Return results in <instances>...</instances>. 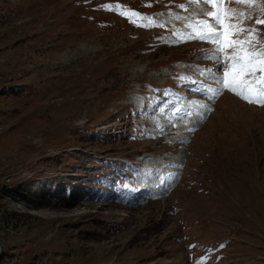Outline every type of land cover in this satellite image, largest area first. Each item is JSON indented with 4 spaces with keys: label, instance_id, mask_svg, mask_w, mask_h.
Listing matches in <instances>:
<instances>
[{
    "label": "rangeland",
    "instance_id": "rangeland-1",
    "mask_svg": "<svg viewBox=\"0 0 264 264\" xmlns=\"http://www.w3.org/2000/svg\"><path fill=\"white\" fill-rule=\"evenodd\" d=\"M214 4L0 0V264H264V0Z\"/></svg>",
    "mask_w": 264,
    "mask_h": 264
},
{
    "label": "snow or ice",
    "instance_id": "snow-or-ice-1",
    "mask_svg": "<svg viewBox=\"0 0 264 264\" xmlns=\"http://www.w3.org/2000/svg\"><path fill=\"white\" fill-rule=\"evenodd\" d=\"M204 3L207 4H214V0H204ZM214 6L216 7V11L212 12L209 11L206 13L207 16L212 17L215 21V23L211 22V21H196L194 25L190 24L187 27H193L195 26L197 32H199V39L201 40H208L209 42L212 43H223L222 41V36H223V32L221 31H217V26L220 25L222 23L221 21V15H222V8H223V0H219L218 3H215ZM181 7H185L184 5H182ZM257 23H264V21H257ZM243 30V29H241ZM252 32H254L255 30H250ZM242 42L239 41H229V44H240ZM223 49L219 46L217 47V53L222 52ZM247 56L249 58L251 57H257L259 58V61L262 65H264V53L262 52H256V53H247ZM214 59H221V57L218 54L213 55ZM226 58V57H225ZM233 59V67L235 68L236 66V59L235 56L232 58ZM253 61L251 59H249L248 63H252ZM262 71H264V68L261 69ZM229 73L225 72L224 76L220 77V84L222 86V88L224 86H228L227 83V77H228ZM236 76L233 77V83L231 85V90L233 92H237L238 89L236 87L235 84V80H236ZM262 83H264V77L260 78ZM221 88V90H222ZM213 95H216V92L212 93ZM239 94L248 102H256L259 104L264 105V86H253V84L249 81H245V86L239 89ZM254 97V99H253Z\"/></svg>",
    "mask_w": 264,
    "mask_h": 264
},
{
    "label": "trees",
    "instance_id": "trees-1",
    "mask_svg": "<svg viewBox=\"0 0 264 264\" xmlns=\"http://www.w3.org/2000/svg\"><path fill=\"white\" fill-rule=\"evenodd\" d=\"M132 15H134V13H132ZM130 23L133 25V20H130ZM84 131V130H83ZM87 135V134H86ZM105 136V135H104ZM45 202L44 203H47V204H56L57 200L54 199V197H50V196H45ZM3 260V257H1L0 261ZM2 264V263H1Z\"/></svg>",
    "mask_w": 264,
    "mask_h": 264
},
{
    "label": "water",
    "instance_id": "water-1",
    "mask_svg": "<svg viewBox=\"0 0 264 264\" xmlns=\"http://www.w3.org/2000/svg\"><path fill=\"white\" fill-rule=\"evenodd\" d=\"M1 251H2V246H0V253H1Z\"/></svg>",
    "mask_w": 264,
    "mask_h": 264
},
{
    "label": "bare ground",
    "instance_id": "bare-ground-1",
    "mask_svg": "<svg viewBox=\"0 0 264 264\" xmlns=\"http://www.w3.org/2000/svg\"><path fill=\"white\" fill-rule=\"evenodd\" d=\"M170 159H172V160H173V159H175V157H172V158H170Z\"/></svg>",
    "mask_w": 264,
    "mask_h": 264
}]
</instances>
